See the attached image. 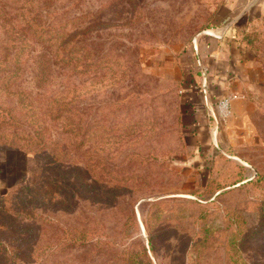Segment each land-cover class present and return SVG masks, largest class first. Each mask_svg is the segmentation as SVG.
Masks as SVG:
<instances>
[{"label":"rangeland","instance_id":"1","mask_svg":"<svg viewBox=\"0 0 264 264\" xmlns=\"http://www.w3.org/2000/svg\"><path fill=\"white\" fill-rule=\"evenodd\" d=\"M248 1L0 0V264H264V0L251 142L196 162L182 106Z\"/></svg>","mask_w":264,"mask_h":264},{"label":"crops","instance_id":"2","mask_svg":"<svg viewBox=\"0 0 264 264\" xmlns=\"http://www.w3.org/2000/svg\"><path fill=\"white\" fill-rule=\"evenodd\" d=\"M227 31L222 38L202 41L194 51V64L187 67L182 94L184 117L194 131L197 150L204 149L203 154L195 152L196 162L210 163L220 157L219 153L236 152L255 134L258 107L250 97L255 80L253 60L245 45ZM226 97L232 98V114L219 121L218 101Z\"/></svg>","mask_w":264,"mask_h":264},{"label":"water","instance_id":"3","mask_svg":"<svg viewBox=\"0 0 264 264\" xmlns=\"http://www.w3.org/2000/svg\"><path fill=\"white\" fill-rule=\"evenodd\" d=\"M262 0H249L242 8V10L233 18L231 19L227 24H225L223 27L219 29L220 33H215L210 30L204 31L205 34L213 35L217 38H222L226 31L233 26L235 23H237L243 16H245L253 7H255L258 3H260ZM196 50H198L197 44H195Z\"/></svg>","mask_w":264,"mask_h":264},{"label":"built area","instance_id":"4","mask_svg":"<svg viewBox=\"0 0 264 264\" xmlns=\"http://www.w3.org/2000/svg\"><path fill=\"white\" fill-rule=\"evenodd\" d=\"M196 49V48H195ZM231 97L222 98L218 102L219 121L227 119L232 114Z\"/></svg>","mask_w":264,"mask_h":264},{"label":"trees","instance_id":"5","mask_svg":"<svg viewBox=\"0 0 264 264\" xmlns=\"http://www.w3.org/2000/svg\"><path fill=\"white\" fill-rule=\"evenodd\" d=\"M73 49H74V47H73ZM72 58H73V57H69V56H68L67 60H72ZM61 107H62V106H61ZM61 107H60V108H61ZM11 119H12V118H11ZM219 188L221 189L222 187H218L217 189H219ZM215 191H216V190H215ZM212 193H215V192L212 191Z\"/></svg>","mask_w":264,"mask_h":264}]
</instances>
